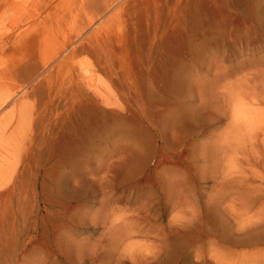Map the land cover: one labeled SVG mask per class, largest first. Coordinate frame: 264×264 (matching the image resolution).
<instances>
[{
    "label": "rangeland",
    "instance_id": "obj_1",
    "mask_svg": "<svg viewBox=\"0 0 264 264\" xmlns=\"http://www.w3.org/2000/svg\"><path fill=\"white\" fill-rule=\"evenodd\" d=\"M187 263L264 264V0H0V264Z\"/></svg>",
    "mask_w": 264,
    "mask_h": 264
},
{
    "label": "bare ground",
    "instance_id": "obj_2",
    "mask_svg": "<svg viewBox=\"0 0 264 264\" xmlns=\"http://www.w3.org/2000/svg\"><path fill=\"white\" fill-rule=\"evenodd\" d=\"M77 150H78V149H77ZM76 154H77V152H76ZM76 154H75V155H76ZM78 156H79V155H78ZM64 162H65V161H64ZM184 259H186V258H184ZM187 260H189V259L187 258ZM187 264H188V263H187Z\"/></svg>",
    "mask_w": 264,
    "mask_h": 264
}]
</instances>
